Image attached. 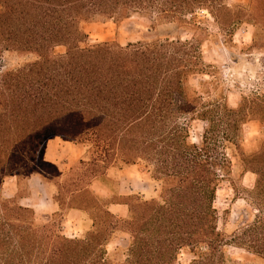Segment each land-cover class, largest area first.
I'll use <instances>...</instances> for the list:
<instances>
[{
	"label": "trees",
	"instance_id": "trees-1",
	"mask_svg": "<svg viewBox=\"0 0 264 264\" xmlns=\"http://www.w3.org/2000/svg\"><path fill=\"white\" fill-rule=\"evenodd\" d=\"M225 1L0 0V58L5 52L34 56L14 68L0 61V183L19 166L47 185L61 210L53 217L70 207L91 216L82 236L67 237L36 224L32 208L20 202L24 196H0V264H175L183 247L194 253L188 264H227V242L264 264V95L241 97L231 107L225 96L200 90L212 81L190 85L204 66L190 40L86 43L84 26L96 18L119 22L155 14L173 21L203 8L217 16L230 12ZM57 46L65 52L54 53ZM196 120L204 124L200 140L190 142ZM249 120L259 123L262 137L247 152L241 140ZM55 136L95 154L62 175L43 159L46 141ZM41 142L40 162L58 174L52 187L43 172L30 169L27 153ZM18 148L25 153L15 155ZM229 155L240 167L238 179L255 175L238 195L256 212L243 223L239 216L227 241L216 228L213 202L222 180L235 191ZM140 164L152 178L158 173L171 183L165 195L141 201L145 210L136 211V194L99 198L87 188L99 177L113 186L119 170ZM91 202L100 210L92 212ZM109 202L126 204L127 215L114 216ZM119 232L129 234L127 247L108 251ZM201 244L204 250H194ZM118 251L122 259H113Z\"/></svg>",
	"mask_w": 264,
	"mask_h": 264
},
{
	"label": "rangeland",
	"instance_id": "rangeland-1",
	"mask_svg": "<svg viewBox=\"0 0 264 264\" xmlns=\"http://www.w3.org/2000/svg\"><path fill=\"white\" fill-rule=\"evenodd\" d=\"M226 6L230 9L229 13L218 14L210 13L203 8L194 13H185L177 19L159 20L155 14L150 16L132 15L119 22L113 20H104L96 18L85 24V31L88 34L87 44H92L100 41H117L124 45L127 42H135L141 39L163 40L166 38H180L182 41H193L201 51L203 72L192 75L189 84L197 87L199 81H212V84L203 85L201 91H208L212 97L220 95L225 96L229 106L236 107L241 97L253 99L255 96L261 98L264 95V0H226ZM54 53H64V46H57L53 49ZM34 58L31 54L20 55L5 52L0 61L3 63V68H14ZM216 91V92H215ZM203 122L192 121L190 126V142H199L203 127ZM241 144L245 151L249 152L256 144L257 140L262 137L261 126L255 120L247 121L242 128ZM61 139L60 136H57ZM33 150L27 154L32 158L30 160L31 168L38 170L49 177L52 183L57 178L56 169L49 165L40 162L43 143L32 145ZM14 154H24L25 151L18 148ZM82 151V157L85 160L90 159L95 154L94 150L86 148ZM230 154V150H226ZM232 161V174L230 178L236 185L235 191L228 180H222L218 186L213 205L217 210L216 228L222 231L225 239L233 234L237 228V218L242 216V223L249 221L255 213V209L248 205L238 195L241 187H251L255 180V175L251 172H246L241 179L240 167L235 157L229 155ZM144 164L137 165V168L129 169V179L119 181V191L122 195L136 194L138 197L133 199V204L136 206V211L145 210L141 201L150 197H156L160 194L165 195L166 190L171 183L166 181L158 173L155 174L158 179L150 176L149 171ZM84 168H82L83 170ZM18 174H10L0 183V196L6 195L27 196L30 189L27 184V179L35 175L33 172L25 171ZM77 173L79 170H76ZM83 172V171H82ZM124 175V173H123ZM87 182V181H86ZM115 186L116 181H112ZM35 187L42 194L43 201L45 198L44 187L40 181L35 180ZM55 190V187L53 188ZM33 195L38 197V193ZM100 193L106 195L109 191L100 187ZM48 194V193H47ZM10 196V197H12ZM9 197V196H8ZM116 197V196H115ZM32 203L31 201H28ZM100 204V203H99ZM97 202L89 204L90 210L93 212L100 210V205ZM36 222L38 224H49L52 230L66 232L67 235H74L78 231L76 227H69V224L64 229L58 217H50L51 206L49 204H36ZM151 205L149 204V207ZM141 215L138 214V217ZM86 222L83 223V229L86 224L90 225V217L84 216ZM160 218V217H159ZM123 225V223H120ZM118 223V225H120ZM140 226L144 229L143 223ZM81 228V229H82ZM148 228V227H147ZM80 229V226H79ZM82 232V230L80 231ZM79 232V233H80ZM78 233V232H77ZM63 234V233H62ZM64 235V234H63ZM68 237V236H67ZM77 237V236H73ZM116 238L107 247L111 251L114 247L125 248L128 245V233L119 232ZM223 246L224 254L226 255L227 264H263L256 260L253 254L247 252L243 248L228 244ZM203 244L195 245L194 250H204ZM194 253H191L189 248L183 247L178 251L175 264H188L194 258ZM122 251L115 253L113 259H122Z\"/></svg>",
	"mask_w": 264,
	"mask_h": 264
},
{
	"label": "crops",
	"instance_id": "crops-1",
	"mask_svg": "<svg viewBox=\"0 0 264 264\" xmlns=\"http://www.w3.org/2000/svg\"><path fill=\"white\" fill-rule=\"evenodd\" d=\"M59 137L55 136L53 138H50L46 141V144L44 146V151H43V159L54 165L57 170L63 175L66 173L68 170L72 169L75 167V165L78 163L79 160L84 159L82 157V151L81 148L67 140L64 139H57ZM131 168H137V165H130L128 167H125L121 170L118 171L117 173V178H116V184L115 186H109L108 184L102 183L99 178H92L88 184L87 188L90 190L95 196H98L99 198H108L114 194H120L119 191V181L124 178L129 179L128 175V170ZM124 173V175H123ZM35 180L40 181L41 185L44 187V192L46 193L44 196L47 200L43 201L42 194L38 192L39 189H36L35 187ZM27 184L30 189V193L27 196H24L23 198L20 199L21 204L26 205L33 210V215H34V222H36V204H39L38 207H40L42 204H49L51 206V211H50V217L53 218V216L56 214V212H60L61 210L59 209V206L54 202L52 199L50 192L48 191L47 185L42 181V179L38 175H32L27 179ZM100 187L105 188L109 191L108 194L103 195L100 193ZM38 194L37 198H34L33 195L35 193ZM48 193V194H47ZM7 197L12 196V195H6ZM32 203H29L28 201H31ZM107 210L112 213L116 217H125L128 212L127 205L124 203H119V202H109L107 204ZM85 214L82 212L81 209L75 208V207H70L64 210L62 215L59 217L61 221L62 227L65 229L67 225L69 224V227H76L78 228V233L74 235H67L66 232H62L65 236L68 237H73V236H82L85 232L86 229V224L83 227V221L86 222L87 219H85ZM40 225V224H38ZM80 226V229H79ZM88 226V225H87ZM82 228V229H81ZM82 230V232H80ZM80 232V233H79ZM116 236V235H115ZM113 237V239L107 244V246L114 241L116 237ZM117 247V246H116ZM108 248V247H107ZM115 248V247H114ZM109 250V249H107Z\"/></svg>",
	"mask_w": 264,
	"mask_h": 264
}]
</instances>
